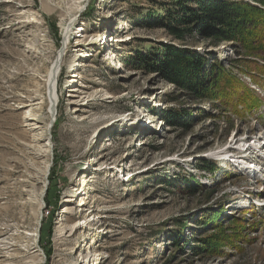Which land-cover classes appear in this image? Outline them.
<instances>
[{
	"label": "rangeland",
	"instance_id": "rangeland-1",
	"mask_svg": "<svg viewBox=\"0 0 264 264\" xmlns=\"http://www.w3.org/2000/svg\"><path fill=\"white\" fill-rule=\"evenodd\" d=\"M58 1L0 0V242L14 237L18 245L0 248V264H7L11 253L20 256L15 264L37 259V252H26L35 228L45 264H264V184L241 165L223 160L226 155L209 156L222 149L236 153L232 146L240 143L232 139L264 125L251 113L239 114L245 112L243 104L237 112H222L211 101H195L158 73L129 62L138 52L148 51L151 42L175 40L164 27L143 21L147 11L159 9L157 1ZM62 23H71L69 42ZM108 33L112 41L102 43ZM64 46L57 116L49 127L52 167L38 221L37 195L46 158L29 148L34 130L25 124L22 111L28 100H43L39 115L44 123L49 121L46 75ZM195 48L201 54L214 52L226 68L232 67L231 42L215 46L203 40ZM232 72L249 83L247 73L237 67ZM69 75H75L73 81ZM77 86L83 93H74L81 97L70 98ZM250 86L263 105L264 80ZM171 106L187 108L196 119L187 128L168 126L160 114ZM145 112L151 121L142 122ZM202 159L217 169L201 171L197 165ZM128 173L131 176L121 180ZM190 175L218 191L205 201L206 188L189 194L174 181H162L180 183ZM68 199L70 209L63 212ZM221 205L228 232L234 216L243 219L241 239L225 246L222 256L195 254L192 245L203 236L196 222L202 208ZM63 221L73 227L70 235L60 227ZM177 221L186 224L180 242L184 246L174 244ZM98 253L106 256L94 261Z\"/></svg>",
	"mask_w": 264,
	"mask_h": 264
},
{
	"label": "trees",
	"instance_id": "trees-1",
	"mask_svg": "<svg viewBox=\"0 0 264 264\" xmlns=\"http://www.w3.org/2000/svg\"><path fill=\"white\" fill-rule=\"evenodd\" d=\"M152 1H157L160 7L147 11L143 21L148 26L164 27L176 41L151 42L148 51L138 52L129 62L136 61L148 72L158 73L163 80L192 94L195 101H211L222 112H237L238 105L243 104L245 112H239L243 116L262 106L260 99L252 94L250 84L264 80V64L257 60L264 61V0H252L259 5L250 0ZM203 40H209L215 46L231 42L235 54L230 59L231 66L239 68L243 74L247 73L251 77L250 84L233 74L232 67L226 68L214 52L208 50L199 53L195 47L197 42ZM186 41H190V44ZM210 115L206 113L205 117L210 118ZM160 117L173 128H187L196 119L192 111L176 106L163 110ZM199 162L197 167L203 172L217 169L215 164L206 159ZM162 181L170 185L174 181L176 187L189 194L208 189L195 175L183 176L180 183H177L178 179L162 178ZM209 189L205 201L218 191L215 187ZM203 209L196 220L201 225L199 228L203 236L196 238L197 244L192 245V248L197 255L204 254L211 258L222 256L225 246H233L241 239L245 228L243 219L234 216L228 232L221 219L222 205ZM178 224L179 231L173 237L174 244L184 246L180 242H183L186 224Z\"/></svg>",
	"mask_w": 264,
	"mask_h": 264
},
{
	"label": "bare ground",
	"instance_id": "bare-ground-1",
	"mask_svg": "<svg viewBox=\"0 0 264 264\" xmlns=\"http://www.w3.org/2000/svg\"><path fill=\"white\" fill-rule=\"evenodd\" d=\"M62 1L63 0H59L57 3L58 4H61ZM82 2L83 1L80 0V1H76L75 3H82ZM80 6H81V4L79 6H77L78 7L77 10H76L77 13L81 10ZM46 11H47V9H46ZM70 24H68V23H62V26H64V29H65L66 42H69V37H70L69 36V27H70ZM100 36H101V33L100 32L98 34H96V37H100ZM66 49H67V47L64 46V48L58 53V56H55L54 57V59L52 60L51 66H49V68L47 70L46 85H47L48 91H49V101H50L49 103H50V110H51V112L49 111V121L47 123H44L43 118H41L40 115H39V110L42 109L41 108L42 107L41 106V103L43 102V100L42 101L41 100L40 101H36V102L33 101V100H31V101L28 100L27 105L23 106V111H22V117L24 118L23 120H24V122H27L25 124L26 125H29L30 126V129L34 130V132L31 134V143L32 144H29L28 145L29 148H32V147L34 148L35 147V149H34V150H36L35 154L46 158V161L44 163V181H43V185L41 186V190L39 191V193L37 195V200L40 203V206H39L38 211H37V218H36L38 221L40 219V210L43 207L44 199H45V186H46V183H47V179L49 177L48 170H51V167H52L51 166V163H50V160H51V149L53 148V144H52V138L50 137V133H49V130H50L49 127L51 126V123L53 121L52 120L53 116L54 117L57 116L56 115L57 114L56 113L57 112L56 109H57V104H58V99H59L58 90H57V81H58V78H59V76L61 74V70H62L61 65H62V62L64 61V54H65V50ZM78 54H81V53L79 52ZM83 54H85V53H83ZM70 74H74V73H70ZM74 76L75 75H69L68 76L69 77L68 79L70 81L71 80L73 81V79H70V78H72ZM72 90H73L72 91L73 93L70 94V98H72V97H81L80 95H82L81 93H83V91L81 90V88H79L77 86L76 88H73ZM74 92H79L80 95L77 94V93H74ZM77 100L72 99V100H70V102L75 103L77 105L79 104L80 106H83L84 105V104H81L82 101L80 103ZM80 106H78V107H80ZM142 115H143V113H142ZM234 143L235 144L238 143V145H239V142L238 141H236ZM235 147L237 149L239 146H235ZM224 150L225 149H222V150L216 151V152L213 151V152L209 153V156H212V157H215V158H219L222 155L225 156L228 153V150H226V151H224ZM33 151H31V152H33ZM244 158H245V156H242V155H240L238 157V159H237L238 165H245L247 163V161H245ZM246 165H248V164H246ZM109 168H110V166H109ZM104 169L107 170L106 167ZM101 171H103V170L101 169ZM26 191L28 192L29 195H32L31 192H29L30 190H25V192ZM32 198H33V195H32ZM71 200L68 199V201H67V204L68 205H66L64 207L63 212H67L70 209V206H71L70 204L72 202ZM106 216H107L106 214H100L99 215V217H103V218H105ZM65 219H66V217H65ZM62 220H63V218L61 219V221ZM89 225L90 224H86V226H89ZM60 227H64V229H66V233H68L69 235L72 233L71 231H72L73 227H68L67 228V225H65V222L64 221H63L62 224H60ZM32 233L35 236V238H34L33 243H31L29 246L27 245L26 252L28 251L27 252L28 254H33V253L37 252L36 257H35L37 259L34 260V261L32 260L31 262L29 261L27 264H45V261H44V256L45 255H44V252L41 249V246L39 244L40 243V240L37 239V237H38V235H37V229L35 228L34 230H32ZM3 234H4V232H3ZM18 238H20V237H18ZM13 239H14V237L11 238L10 241H1L0 244H3V245L0 246V248L3 247L5 249L10 250V248H12L13 246H16L17 244H15V243L12 242ZM28 254H26V255H28ZM100 255H101V253H98L97 256L94 258V261L95 260H98V258L100 257ZM105 256L102 254V256L100 257V260H102ZM32 257H34V256H32ZM18 258H20V256H19L18 253H11V254L7 255V264H15L16 263L15 260H17ZM22 260H24V259H22ZM75 262H76V259H75ZM88 263H90V259L88 260ZM70 264H74V263L70 260Z\"/></svg>",
	"mask_w": 264,
	"mask_h": 264
}]
</instances>
